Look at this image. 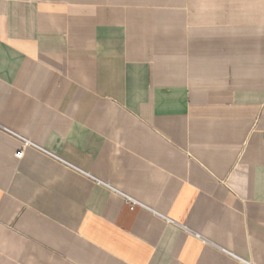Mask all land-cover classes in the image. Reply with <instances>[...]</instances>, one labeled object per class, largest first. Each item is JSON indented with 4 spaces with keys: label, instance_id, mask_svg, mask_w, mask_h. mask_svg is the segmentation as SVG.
Returning a JSON list of instances; mask_svg holds the SVG:
<instances>
[{
    "label": "crops",
    "instance_id": "0c3cea01",
    "mask_svg": "<svg viewBox=\"0 0 264 264\" xmlns=\"http://www.w3.org/2000/svg\"><path fill=\"white\" fill-rule=\"evenodd\" d=\"M0 264H264V0H0Z\"/></svg>",
    "mask_w": 264,
    "mask_h": 264
},
{
    "label": "built area",
    "instance_id": "2783aa9c",
    "mask_svg": "<svg viewBox=\"0 0 264 264\" xmlns=\"http://www.w3.org/2000/svg\"><path fill=\"white\" fill-rule=\"evenodd\" d=\"M28 142H29V141H25V143H28ZM17 154H18V155H20V154H21V151H20V149L18 150Z\"/></svg>",
    "mask_w": 264,
    "mask_h": 264
}]
</instances>
